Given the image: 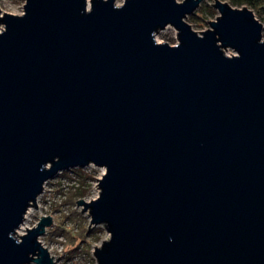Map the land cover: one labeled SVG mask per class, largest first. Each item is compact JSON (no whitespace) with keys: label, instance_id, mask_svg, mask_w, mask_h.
<instances>
[{"label":"water","instance_id":"obj_1","mask_svg":"<svg viewBox=\"0 0 264 264\" xmlns=\"http://www.w3.org/2000/svg\"><path fill=\"white\" fill-rule=\"evenodd\" d=\"M116 1L0 8V264L56 263L51 214L16 234L90 164L97 264H264V24L228 0L201 31L204 0ZM168 26L176 44L155 38Z\"/></svg>","mask_w":264,"mask_h":264},{"label":"rangeland","instance_id":"obj_2","mask_svg":"<svg viewBox=\"0 0 264 264\" xmlns=\"http://www.w3.org/2000/svg\"><path fill=\"white\" fill-rule=\"evenodd\" d=\"M116 3L118 5L123 4L124 0H117ZM212 3H215V0H204L201 5L213 6ZM24 4L25 0H0L1 10L13 14H22ZM216 11L217 13L213 16L201 12L202 19H196L197 21L190 18L193 15L191 14L187 20L195 30H206L210 28L208 20H215L219 15L217 9ZM253 11L264 24V9L260 11L253 9ZM155 38L159 42L176 44L178 42L177 30L173 26H168L160 30ZM226 53L233 55L236 52L233 49H228ZM101 173H97L90 168L82 169V171L76 168L74 173L63 171L49 180L44 186V191L37 199L39 207L29 208L26 219L22 224L23 229L21 227L18 230L19 235L16 234V237L19 238L22 233L26 232L27 227L36 226L42 215L48 216L51 214L53 224L47 227L46 233L40 237V240L49 249L51 255L57 258L55 264H97L94 257L95 245L100 246L104 240L110 237V234L103 225H91V228H89L91 223L90 214L82 211V207L78 205L77 200L84 198L89 201L99 195L98 182L103 177V175H100ZM83 189L87 192L86 195L79 196Z\"/></svg>","mask_w":264,"mask_h":264},{"label":"trees","instance_id":"obj_3","mask_svg":"<svg viewBox=\"0 0 264 264\" xmlns=\"http://www.w3.org/2000/svg\"><path fill=\"white\" fill-rule=\"evenodd\" d=\"M231 4H233L234 6H243V5H248L249 7L260 11L261 9H264V0H228ZM204 13L208 16H213L217 13L216 9L211 6V5H204V6H200L198 8V11L195 12L192 16H190V18L193 21H197L196 19H202L200 16V13ZM79 171H82V168H78ZM86 191L85 189L81 190V192L79 193V196H85L86 195Z\"/></svg>","mask_w":264,"mask_h":264},{"label":"built area","instance_id":"obj_4","mask_svg":"<svg viewBox=\"0 0 264 264\" xmlns=\"http://www.w3.org/2000/svg\"><path fill=\"white\" fill-rule=\"evenodd\" d=\"M89 168L92 169L93 171H96L97 173L102 172L100 175H104V173L106 172V168L105 167L97 166V165H94V164H90V165H88L86 167H83L82 169H89ZM75 169H71L69 171H71V172L74 173L75 172Z\"/></svg>","mask_w":264,"mask_h":264},{"label":"bare ground","instance_id":"obj_5","mask_svg":"<svg viewBox=\"0 0 264 264\" xmlns=\"http://www.w3.org/2000/svg\"><path fill=\"white\" fill-rule=\"evenodd\" d=\"M90 0H88V2H89ZM25 219H26V217H25ZM22 229H23V227H22ZM20 233H22V232H20ZM25 233V232H24ZM24 233H22V234H24ZM54 257V260H55V262H56V260H57V258L55 257V256H53Z\"/></svg>","mask_w":264,"mask_h":264}]
</instances>
